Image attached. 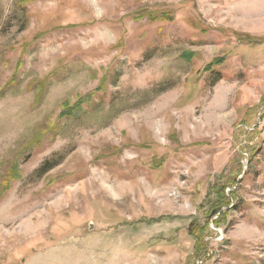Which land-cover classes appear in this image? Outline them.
<instances>
[{
	"label": "rangeland",
	"instance_id": "1",
	"mask_svg": "<svg viewBox=\"0 0 264 264\" xmlns=\"http://www.w3.org/2000/svg\"><path fill=\"white\" fill-rule=\"evenodd\" d=\"M0 264H264V0H0Z\"/></svg>",
	"mask_w": 264,
	"mask_h": 264
},
{
	"label": "trees",
	"instance_id": "2",
	"mask_svg": "<svg viewBox=\"0 0 264 264\" xmlns=\"http://www.w3.org/2000/svg\"><path fill=\"white\" fill-rule=\"evenodd\" d=\"M216 66H218V63H216V61L212 62V63L208 64V66L205 67L204 71H207L210 74H217L219 72H216V70H215ZM36 92L38 93V98L40 99V95L42 93V89L37 88ZM70 105H71L70 101H66V102L63 103L61 115L65 114V113H68V111L71 109ZM49 119H51V118H49ZM49 121L51 122L52 120H49ZM50 128H51L50 124H48L44 128L37 127L35 129L33 140L29 141V143L25 146V149L23 151L34 148L40 142V140L44 137V133L46 132V130H48ZM220 192H221L220 190L217 191L218 194ZM217 202L219 203V201H217ZM219 206H221L220 203H219ZM218 208L216 210H218ZM204 244H205V242H204ZM198 245H199V240L196 239V245H194V247H195L194 248V252H192V254H191L192 257H194L196 255V250H197Z\"/></svg>",
	"mask_w": 264,
	"mask_h": 264
},
{
	"label": "built area",
	"instance_id": "3",
	"mask_svg": "<svg viewBox=\"0 0 264 264\" xmlns=\"http://www.w3.org/2000/svg\"><path fill=\"white\" fill-rule=\"evenodd\" d=\"M210 253H212V254L214 255V254H215V250H214V251H213V250H212V251H210Z\"/></svg>",
	"mask_w": 264,
	"mask_h": 264
},
{
	"label": "water",
	"instance_id": "4",
	"mask_svg": "<svg viewBox=\"0 0 264 264\" xmlns=\"http://www.w3.org/2000/svg\"><path fill=\"white\" fill-rule=\"evenodd\" d=\"M94 226L91 224V228H93Z\"/></svg>",
	"mask_w": 264,
	"mask_h": 264
},
{
	"label": "crops",
	"instance_id": "5",
	"mask_svg": "<svg viewBox=\"0 0 264 264\" xmlns=\"http://www.w3.org/2000/svg\"><path fill=\"white\" fill-rule=\"evenodd\" d=\"M146 252H149V250H148V251H146Z\"/></svg>",
	"mask_w": 264,
	"mask_h": 264
}]
</instances>
